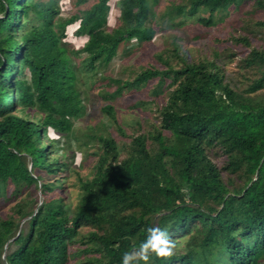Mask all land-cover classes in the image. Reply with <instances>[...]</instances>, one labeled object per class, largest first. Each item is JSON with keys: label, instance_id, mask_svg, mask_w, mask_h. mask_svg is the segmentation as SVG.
<instances>
[{"label": "trees", "instance_id": "trees-1", "mask_svg": "<svg viewBox=\"0 0 264 264\" xmlns=\"http://www.w3.org/2000/svg\"><path fill=\"white\" fill-rule=\"evenodd\" d=\"M112 1L97 0L64 23L58 22L59 0H0V198L9 185L13 196L32 186L53 196L41 203L22 199L8 219H0V264H68L77 240L82 252L94 255V264H122L123 254L144 240L149 227L166 229L177 244L173 256L152 255L149 264H262L264 48L255 47L251 36H264V15L255 20L264 0H183L158 21L160 0H118L117 10ZM231 15L239 33L244 28L251 33H234L231 39L253 47L241 60L240 83L227 81L216 63L221 52L215 50L216 59L188 61L177 39L172 54L179 69L159 56L164 69L143 68L127 81L103 77L115 87L102 96L105 133L85 136L78 147L83 150L89 139L100 142L95 173L78 178L74 208L63 195L55 197L64 189L58 176L69 169L57 157L79 142L75 120L88 114L79 69L97 74L121 45L155 41L163 21L174 28L186 21L212 27ZM28 19L26 28L22 21ZM73 23L75 41H65ZM17 29L20 39L12 42ZM77 37L86 39L79 48ZM63 41L77 49L68 50ZM144 89L164 98L159 124L149 117L144 124L139 115L120 120L110 101L126 90ZM149 105L139 101L135 107L145 113ZM216 154L224 158L221 166ZM49 155L57 157L49 160ZM48 177L55 179L45 181ZM84 227L94 230L84 234Z\"/></svg>", "mask_w": 264, "mask_h": 264}, {"label": "rangeland", "instance_id": "rangeland-1", "mask_svg": "<svg viewBox=\"0 0 264 264\" xmlns=\"http://www.w3.org/2000/svg\"><path fill=\"white\" fill-rule=\"evenodd\" d=\"M97 0H88L87 3L78 4L77 0H59V7L63 11V15L59 17L58 22H67L69 18L73 15H79L80 12L89 10V8L95 4ZM183 0H160L157 5V21L159 17L163 19L165 17V13L167 8L176 3L180 4ZM118 0L112 1L113 6L117 10ZM251 4L253 2H250ZM249 6V5H246ZM261 14L255 17V20L259 19L260 16L264 15V10H260ZM207 15V14H202ZM225 16V13L218 14L217 19ZM234 15H231L228 20H224V22H218L216 26L212 27H203L195 21H186L187 25L182 26L181 28H174L171 21H163L160 25L162 33H159L157 39L151 43L138 45L136 41H131L121 45L119 49L118 56L113 60V62L107 67L99 69L98 73L89 72L85 68L79 69V82L78 86L83 91L85 99H86V107L88 109V114L83 118L75 120L74 127V136L79 137V142H74V146H71L67 150L61 152L59 156H51L49 155V160H52L57 157L61 161V163L68 166V170H64L59 174V180L64 181V189L58 190L55 193V197L63 195L68 204L74 208L77 205V199H79V188L78 181L79 177L84 180L91 179L94 172V168L96 166L97 158L94 156L95 154L101 153V145L98 139L87 140V146L83 148V150H78L79 144L85 141V136L89 135H100L104 134L105 131L102 129V117L101 107H103L105 103L102 99V96L107 92H112L115 87L106 80H103V77L119 79L121 78L123 81L132 80L137 72L142 70L143 68L156 67L159 69H164L162 61L158 59L159 56L163 57L164 60L169 62L172 66L179 69L181 67V63L176 57V55L172 54V42L177 39L179 45L181 46V51L187 52V59L191 61L192 59H216L214 58L215 50L219 53L220 57L216 59V63L220 65L225 73L227 81H231L232 83L239 84L240 76H241V60L245 59L251 49V46L247 47L242 44H236L232 39L231 35L238 34L239 31L235 29V25L232 23ZM61 18V19H60ZM195 19V17H193ZM176 21H179L177 19ZM175 21V22H176ZM25 25L28 23L26 28L31 27V22L29 19L27 21H22ZM114 27L119 25V18L114 22V19L111 21ZM174 23V22H173ZM112 26V27H113ZM77 27L76 23L70 24L68 26L69 38L65 39V41H73L71 32H74ZM211 28V29H210ZM208 30V31H207ZM19 30H16V36L12 38V42L20 39ZM251 35V33L245 28L239 33V35ZM202 35V37H200ZM204 35V36H203ZM199 36V38H196ZM251 42L255 47L263 46L264 48V36L259 38H255L251 36ZM76 38V37H75ZM217 39V40H216ZM78 40V48L83 45L86 39L82 37H77ZM63 41V43H65ZM67 45L68 50H76L73 44L65 43ZM77 45V44H76ZM201 52V56L199 53ZM228 55H233L231 58H226ZM82 61L78 60V64ZM15 65H19V63H15ZM25 72V71H24ZM249 73H253L250 70H247ZM17 76V73H15ZM96 74V75H95ZM255 74V73H254ZM156 85V80L151 82L150 90ZM149 89V88H148ZM148 89H144L141 92L139 91H129L126 90L125 93L115 99L111 100L110 103L114 105L116 110L118 111L120 120H133L138 115L143 120L145 124V119H149V122L154 124H159L158 118V104L163 103L164 98H155V96L148 93ZM264 93V91H263ZM148 100H155L156 104L148 103ZM139 101H144L147 104H150V112H142L140 109H136L135 104ZM143 107V106H141ZM104 123H107L105 119H103ZM115 133V132H113ZM117 134V133H116ZM119 142L123 145L125 142L124 139L119 138ZM66 143V139L64 140ZM42 144L41 141L38 145ZM124 148V147H123ZM122 148V151H124ZM215 162L220 166L224 162V158L219 154H216V158L214 157ZM30 162V159H28ZM37 175H41L43 177V172H37ZM226 176V175H224ZM55 178L48 177L45 181L52 182ZM226 179V177H225ZM238 186V183H237ZM14 188L12 185L8 186L7 196L0 198V219H8L14 212L15 207L18 203L21 202L22 199L30 200L34 199L39 201V203L44 200H50L53 197L51 194H43L40 188L32 186L30 188H25L22 190V194L20 197L13 196ZM24 225V222H22ZM90 230H94L92 227H84L81 232L87 234ZM80 241H76V244L70 247L71 259L68 264H94L91 262L94 259V255L89 253L82 252L84 249L82 245H80ZM15 247L12 246V249ZM264 264V261L262 262Z\"/></svg>", "mask_w": 264, "mask_h": 264}, {"label": "clouds", "instance_id": "clouds-1", "mask_svg": "<svg viewBox=\"0 0 264 264\" xmlns=\"http://www.w3.org/2000/svg\"><path fill=\"white\" fill-rule=\"evenodd\" d=\"M176 246V241L166 229L149 227L144 240L123 254L122 264H149L152 255L167 259L173 256Z\"/></svg>", "mask_w": 264, "mask_h": 264}, {"label": "built area", "instance_id": "built-area-1", "mask_svg": "<svg viewBox=\"0 0 264 264\" xmlns=\"http://www.w3.org/2000/svg\"><path fill=\"white\" fill-rule=\"evenodd\" d=\"M71 38H73V37H71ZM73 41H75V38H73Z\"/></svg>", "mask_w": 264, "mask_h": 264}, {"label": "bare ground", "instance_id": "bare-ground-1", "mask_svg": "<svg viewBox=\"0 0 264 264\" xmlns=\"http://www.w3.org/2000/svg\"><path fill=\"white\" fill-rule=\"evenodd\" d=\"M211 29V28H210ZM208 31V30H207Z\"/></svg>", "mask_w": 264, "mask_h": 264}]
</instances>
